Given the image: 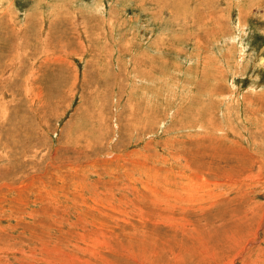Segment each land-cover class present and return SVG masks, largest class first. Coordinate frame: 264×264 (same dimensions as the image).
I'll list each match as a JSON object with an SVG mask.
<instances>
[{"label": "rangeland", "instance_id": "obj_1", "mask_svg": "<svg viewBox=\"0 0 264 264\" xmlns=\"http://www.w3.org/2000/svg\"><path fill=\"white\" fill-rule=\"evenodd\" d=\"M0 74V264H264V0H0Z\"/></svg>", "mask_w": 264, "mask_h": 264}, {"label": "bare ground", "instance_id": "obj_2", "mask_svg": "<svg viewBox=\"0 0 264 264\" xmlns=\"http://www.w3.org/2000/svg\"><path fill=\"white\" fill-rule=\"evenodd\" d=\"M4 65V64H3ZM1 73H4V72H1ZM13 73V72H12ZM1 75V74H0ZM4 76H5V74H4ZM195 185V184H194ZM185 191H186V193L188 194L189 193V190H191V188H190V184H188L187 183V185L185 186ZM183 195V194H182ZM182 195L180 196V197H182ZM178 201V200H177ZM174 205V204H173Z\"/></svg>", "mask_w": 264, "mask_h": 264}]
</instances>
